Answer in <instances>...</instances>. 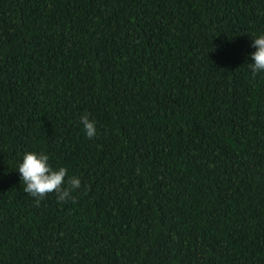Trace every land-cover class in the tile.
Returning a JSON list of instances; mask_svg holds the SVG:
<instances>
[{"label": "trees", "instance_id": "trees-1", "mask_svg": "<svg viewBox=\"0 0 264 264\" xmlns=\"http://www.w3.org/2000/svg\"><path fill=\"white\" fill-rule=\"evenodd\" d=\"M259 35L264 0H0V264H264Z\"/></svg>", "mask_w": 264, "mask_h": 264}, {"label": "clouds", "instance_id": "clouds-1", "mask_svg": "<svg viewBox=\"0 0 264 264\" xmlns=\"http://www.w3.org/2000/svg\"><path fill=\"white\" fill-rule=\"evenodd\" d=\"M251 47L254 49L249 54L253 61L250 64L251 71L253 74L264 73V35L252 39ZM81 123L88 138L97 135L94 121L84 116L81 118ZM17 170L21 181H23L25 193L35 198L37 206L47 194L54 191L60 201L69 197L68 189L63 187L67 174L66 169L60 167L58 170H53L49 164V157L45 153L26 152ZM68 183L75 189L81 185V181L77 177H73Z\"/></svg>", "mask_w": 264, "mask_h": 264}]
</instances>
